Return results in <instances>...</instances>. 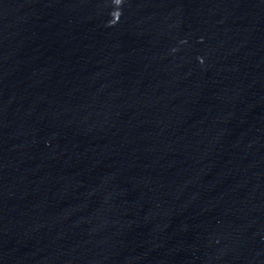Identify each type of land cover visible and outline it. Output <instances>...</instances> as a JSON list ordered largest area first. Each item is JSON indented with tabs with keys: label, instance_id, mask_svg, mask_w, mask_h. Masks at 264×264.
I'll return each instance as SVG.
<instances>
[{
	"label": "water",
	"instance_id": "1",
	"mask_svg": "<svg viewBox=\"0 0 264 264\" xmlns=\"http://www.w3.org/2000/svg\"><path fill=\"white\" fill-rule=\"evenodd\" d=\"M0 264H264V0H0Z\"/></svg>",
	"mask_w": 264,
	"mask_h": 264
}]
</instances>
